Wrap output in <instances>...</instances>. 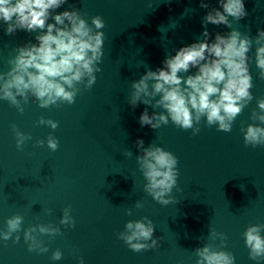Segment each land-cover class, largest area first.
Wrapping results in <instances>:
<instances>
[{
	"label": "clouds",
	"instance_id": "obj_1",
	"mask_svg": "<svg viewBox=\"0 0 264 264\" xmlns=\"http://www.w3.org/2000/svg\"><path fill=\"white\" fill-rule=\"evenodd\" d=\"M65 3L67 0H0V22L5 25L6 35L17 31L37 33L36 42L19 45L16 55L8 60L9 70L0 72V101L8 102L21 114L30 99L42 109L74 104L80 86L91 89L97 80L96 73L101 71L98 65L104 56L105 33L101 30L105 21L97 15L91 17L89 24L75 7L56 12ZM218 4L219 7H210L201 0L200 7L208 9L202 19L203 39L180 47L174 55L166 56L163 67L148 68L138 80L131 82L129 105L133 109L141 103L146 106L139 117L141 127L147 125L157 130L171 122L182 130L191 129L196 135L203 121L207 127L216 126L217 131L227 133L253 100L249 68L252 57L248 54L254 47L258 76L264 79V29H258L253 37L233 28V21L248 15L243 0H218ZM209 24L224 25L231 30L217 32L210 39L206 27ZM191 69H196L194 74L190 73ZM148 106L154 110L151 115ZM257 108L259 111L253 110L250 116L254 123L241 126L244 144L253 148L264 146V98L257 100ZM37 124L53 130L58 127L57 121L44 117ZM12 130L16 148L22 150L32 137L14 124ZM36 144L43 146L45 141L38 140ZM46 145L56 151L59 142L49 135ZM136 148L140 153L135 159L144 180L143 191L162 206L177 203L172 195L179 175L177 157L155 144L144 147L142 139L136 141ZM124 155L131 158L133 154L127 149ZM141 207L143 204L136 201L134 208ZM46 212L50 215L52 210ZM71 212V206L65 207L58 225L39 223L27 228H22L24 217L15 214L6 219L0 240L19 243L22 231L29 252L47 253L49 249L42 237L62 235L61 225L75 227ZM125 214L131 216L133 209L127 208ZM154 231L153 221L144 216L128 220L118 239L133 252L156 249L162 238H154ZM242 236L249 258L257 262L264 260V224H250ZM207 240L193 250L194 264H235L233 253L225 250V233L209 228ZM61 258L59 249L52 253V260ZM78 264H84L83 257L78 258Z\"/></svg>",
	"mask_w": 264,
	"mask_h": 264
}]
</instances>
